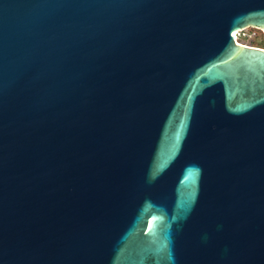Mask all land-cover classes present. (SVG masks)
Wrapping results in <instances>:
<instances>
[{
  "label": "water",
  "instance_id": "1",
  "mask_svg": "<svg viewBox=\"0 0 264 264\" xmlns=\"http://www.w3.org/2000/svg\"><path fill=\"white\" fill-rule=\"evenodd\" d=\"M264 0H0V264H264Z\"/></svg>",
  "mask_w": 264,
  "mask_h": 264
},
{
  "label": "built area",
  "instance_id": "2",
  "mask_svg": "<svg viewBox=\"0 0 264 264\" xmlns=\"http://www.w3.org/2000/svg\"><path fill=\"white\" fill-rule=\"evenodd\" d=\"M251 29H255V28H245V29L237 30L239 41L251 44L250 42L251 39H253L257 35V31H251ZM260 31L263 33L262 30Z\"/></svg>",
  "mask_w": 264,
  "mask_h": 264
},
{
  "label": "trees",
  "instance_id": "3",
  "mask_svg": "<svg viewBox=\"0 0 264 264\" xmlns=\"http://www.w3.org/2000/svg\"><path fill=\"white\" fill-rule=\"evenodd\" d=\"M251 31H257L258 34L253 39H251L250 45L255 46V47L264 48V35H263V33L258 29H251Z\"/></svg>",
  "mask_w": 264,
  "mask_h": 264
},
{
  "label": "rangeland",
  "instance_id": "4",
  "mask_svg": "<svg viewBox=\"0 0 264 264\" xmlns=\"http://www.w3.org/2000/svg\"><path fill=\"white\" fill-rule=\"evenodd\" d=\"M247 33V32H246ZM258 34V33H257ZM263 34H264V31H263Z\"/></svg>",
  "mask_w": 264,
  "mask_h": 264
}]
</instances>
